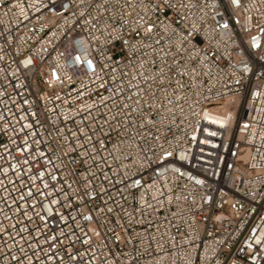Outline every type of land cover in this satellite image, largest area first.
Wrapping results in <instances>:
<instances>
[{
    "label": "built area",
    "instance_id": "obj_1",
    "mask_svg": "<svg viewBox=\"0 0 264 264\" xmlns=\"http://www.w3.org/2000/svg\"><path fill=\"white\" fill-rule=\"evenodd\" d=\"M0 264H264V0H0Z\"/></svg>",
    "mask_w": 264,
    "mask_h": 264
}]
</instances>
